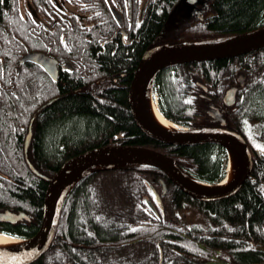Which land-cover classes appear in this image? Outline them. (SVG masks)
<instances>
[{
	"label": "trees",
	"instance_id": "trees-1",
	"mask_svg": "<svg viewBox=\"0 0 264 264\" xmlns=\"http://www.w3.org/2000/svg\"><path fill=\"white\" fill-rule=\"evenodd\" d=\"M165 1L172 5L170 12L178 3L177 0ZM198 3L202 2L194 3L192 9ZM13 6L12 0H0V73L4 75L3 79H13L10 83L0 82L5 87L0 90V154L3 155L0 158V210L3 207L19 208L31 212L35 219L33 222L6 223V228L21 238L32 237L38 230L48 182L28 168L23 144L36 105L56 96L35 116L28 147L30 162L47 176H52L72 156L94 147L115 144L116 135H121L124 145L153 148L174 160L183 173L196 181L214 185L223 179L225 153L221 146L208 143L180 146L153 141L139 130L130 114L127 98L132 73L147 46L160 35L167 22L166 13L157 16L147 13L132 46L121 49L114 56L106 54L103 59L99 56L103 72L100 73L98 68L88 72L97 73L96 79L89 77V82H71L67 89L61 86L60 93V87L55 88L46 75L40 76L32 68L29 76L33 73L40 79L42 85L38 86L41 87L30 85L34 77L29 83L16 80L23 74L24 66H16L19 67L16 73L11 58H20L24 49L17 41L21 37L15 32L14 22L12 25L8 19ZM263 26L264 0H208L199 17L170 33L173 40L169 43L242 35ZM10 42L18 46L20 55L11 53ZM83 49L77 55L83 56L85 62L88 60L84 54L86 47ZM244 56L235 61L240 70L249 76L254 71L252 65L256 66L255 76L262 79L264 51L252 63L247 59L248 55ZM233 61L196 62L159 72L153 85L164 116L189 130L203 128L208 117L205 100L199 96L196 82L206 81L210 92H219L225 71L231 70L229 65L234 67ZM234 73L230 71L229 75ZM104 75L107 79L99 81ZM250 79L257 83L239 102L238 121L230 122L231 128L243 136L252 152V168L236 193L221 200L202 202L165 180L166 192L161 194V204H155L159 208L152 211L144 199L151 186L159 185L161 189L159 181L165 177L157 169L130 165L95 170L82 177L66 195L48 250L53 256L47 264L59 262L58 251L65 254L61 257L62 264H87L86 250L81 260H75L70 250L71 244H88L87 234L93 236L92 244L105 245L95 250L94 255L141 243L149 253L145 264H160V258L161 264H264V153L261 150L264 149V79ZM16 89L18 92H14ZM23 100L33 102L30 107H34L25 112L21 108ZM97 174H114V178H119L123 187H129L134 195L127 199L132 203L124 206L131 204L130 209L99 215V221L92 223L86 219V213L93 203L90 182ZM78 211L84 219L83 226L76 223ZM108 259L93 256L92 261L109 264Z\"/></svg>",
	"mask_w": 264,
	"mask_h": 264
},
{
	"label": "water",
	"instance_id": "water-1",
	"mask_svg": "<svg viewBox=\"0 0 264 264\" xmlns=\"http://www.w3.org/2000/svg\"><path fill=\"white\" fill-rule=\"evenodd\" d=\"M199 1L205 2L208 0H180L169 15L172 18L182 20L183 11H192V5ZM166 24L173 28H177L178 26L175 22L167 21ZM164 39L173 40V36L171 34H160L149 46L148 50L145 51V54L140 59L133 73L128 88V106L134 123L148 138L163 144L193 146L208 143L221 146L225 151L231 148L240 159V174L228 185L229 187L226 186L222 189L199 188L189 184L185 180V176L187 175L177 167L174 160L163 153L145 146L122 145L118 141L114 145L98 146L82 151L63 162L52 176H47L37 170L28 158V147L32 136V124L34 121L32 118L28 123L27 133L24 137L23 153L24 160L30 171L48 182L43 196L42 217L38 230L33 235V238L29 239L31 240V244L27 250L21 256L12 259L0 256V264H32L40 259L52 243L65 196L82 177L95 170L116 169L130 165H146L160 171L168 181L172 182L186 195L206 202L217 198L229 197L241 186L245 175L251 169V154L243 137L238 132L227 129V120L223 118L218 108L211 105L212 107L209 108L206 114L212 118V121L218 123L219 127L197 128L183 130L184 132L182 131V133H170L157 130L150 124L143 113L141 99L147 84L150 82L151 88L155 76L162 70L196 62L235 58L259 49L264 45V26L252 32L245 33L243 37L236 35L197 42L169 43L172 42L171 40L162 43L161 41ZM231 39L235 40L217 43L220 40ZM20 61L21 63L32 62L37 64L44 68L50 77H55L54 72L50 71L52 67H55V61L42 53H27ZM241 80H244L243 73L238 74V83L236 86L226 89L223 98L226 106L235 103L236 92L242 87ZM50 101L52 100L50 99ZM116 138L118 140L120 135ZM115 158L127 159L133 162L114 168H104L96 165L101 161ZM165 191V184L162 183L161 193L164 194ZM152 193L156 201L159 202V195L154 190ZM21 219L27 220L25 213L19 212L17 214L9 212L8 210L0 211V223H14Z\"/></svg>",
	"mask_w": 264,
	"mask_h": 264
},
{
	"label": "flooded vegetation",
	"instance_id": "flooded-vegetation-1",
	"mask_svg": "<svg viewBox=\"0 0 264 264\" xmlns=\"http://www.w3.org/2000/svg\"><path fill=\"white\" fill-rule=\"evenodd\" d=\"M178 1L179 0H177V2ZM12 2L14 3L13 11L12 13L9 12L10 14L8 19H11L12 25L14 22L13 27L15 29V32L21 37V39L18 38L17 41L21 42L19 43L20 47L23 46L24 49V53L20 58H17L18 56H13L11 58L15 60H12L11 63L13 67L24 66L23 74L18 75L16 80L20 81L19 83L25 81L29 83V81L34 77L30 85L41 87L38 85H42V83H38V79L33 75V73L31 76H29L30 73L28 72H30V70L32 69H35L36 73H38L40 76L42 74L46 75V77L55 84V88L60 87L59 91L62 88L61 86L67 89L69 87L68 84L71 85V82H87L90 81L89 77H93L96 79L98 77L97 73L89 74L88 72L90 70L94 71L97 68L99 69L100 73L103 72L102 67L99 63V56L102 59L106 54L114 56L121 49L132 46L133 41L135 40L134 36H136L140 32L147 13H154L156 16L166 13L167 20L169 14L171 13L170 10L172 6L170 5L171 3H166V1L164 2V0H12ZM197 6L198 4H196L194 8H197ZM14 18L18 19V21H15ZM171 40L172 39H164L161 42L165 43ZM8 46V49H13L10 50L12 54H21L18 46L15 47V44H13L12 42H10ZM83 47H86V51L84 54L88 59L85 62H83V56L79 58L77 55L78 52H82V50H84ZM262 51H264V48L247 54V59L249 60V62H254V59H256ZM27 53H42L45 56L53 59L55 61V67H52L50 71L54 72L55 77H50L45 72V69L37 64H34L32 62L21 63L20 59ZM239 57L233 58L232 60H234V67H231V65H229L228 68L231 70L225 71V83L222 85V88H220L219 92H210V85H208L206 81H204V83L196 82L200 92L199 96L205 100V112H207L209 108L212 107L211 105L217 107L222 113L223 118L227 120V129L231 128L230 122L236 123L239 119L238 105L241 99L246 96L244 94L248 91L249 88L253 89L255 83H257L256 80L250 79L251 77H255L256 74V66H253L251 64L254 70L251 71V75L249 74V76H247V74L243 70H241L244 74V80H241L242 87H240L236 92L235 103L233 105H230L231 107H227L224 104L223 98L226 89L232 86H236L238 83L237 77L240 68L239 65L235 63V61ZM230 71L235 72L234 75H229ZM15 72H19V67L15 68ZM3 77L4 75L0 73V82L4 81L10 83L13 81L12 78L3 79ZM105 79H107V77L104 75L99 79V81H104ZM109 79L115 81L114 78L110 77ZM4 88L5 87L0 84V90L2 91ZM14 92H18V90L16 89ZM60 93H62V91H60ZM216 98H218L217 101H215ZM29 100L22 101L21 108L23 110H25L29 104H33V102H30ZM207 117V122L203 125V127H219V124L212 121L211 117H209L208 115ZM120 139H122V136L120 137ZM119 142L124 145L123 141L119 140ZM262 152L264 153V149H262ZM2 157L3 155L0 154V158ZM165 180V178L160 179V190H162V183H164L166 186ZM154 189L156 188L154 187ZM160 190L158 189L157 192L160 193ZM150 193L152 192L149 188V198ZM152 197L154 198L153 193ZM145 199L144 202L146 201V205L150 208V210L155 211L157 206L153 205L154 207H150V205H148L147 203L152 202V200ZM161 200L162 199H160V203ZM93 206L94 204L91 203L90 209L93 210ZM5 208L7 207H3L2 210H4ZM10 208L12 209V212L17 214L19 212L26 213L19 208ZM90 212L93 213V211L91 210ZM26 214L29 217L27 220L21 219L14 223H0V233L15 237H21V235H18L6 228L4 224H15L22 221L33 222V220L35 219V215H33L31 212H27ZM88 217L92 216L88 215ZM88 217L86 219H88ZM87 241L88 244H92L93 236L87 234L86 243ZM88 244H71L70 250L72 253V257L75 258V260H81V255L83 251L86 250L88 252V254L86 255V263L94 264L92 261L93 252L100 248V246L105 245ZM118 246L121 245L118 244ZM61 252L63 251H58L57 260L59 258V262L57 264L63 263L61 257H63V255L65 256V254H62ZM49 256L50 253L47 251L43 257L32 264H47L44 258L48 260Z\"/></svg>",
	"mask_w": 264,
	"mask_h": 264
},
{
	"label": "bare ground",
	"instance_id": "bare-ground-1",
	"mask_svg": "<svg viewBox=\"0 0 264 264\" xmlns=\"http://www.w3.org/2000/svg\"><path fill=\"white\" fill-rule=\"evenodd\" d=\"M179 1H178V3H179ZM204 3L208 4V1H205V2H202V3H198L197 8L193 7L192 11L184 10L183 11V19L182 20H180L178 18H172L169 15V17L167 18V21L175 22V23L178 24V26H177V28H173V27H170L168 24H166V26L161 29L160 34H170L171 32L175 31L176 29H179L181 24L184 25L187 22H189L190 20L199 17L201 15L202 11H203ZM237 36H242L243 37L244 34L237 35ZM229 41L230 40H220V41H217V43L229 42ZM148 48L149 47H147L146 50H148ZM260 48L261 49L264 48V45H262ZM11 49L12 48H9V50H11ZM259 49H257V50H259ZM257 50H255V51H257ZM145 51L140 56V58L138 60V63H139L140 59H142L143 55L145 54ZM255 51H252V52H249V53H246V54H243V55H247V54L253 53ZM243 55H241V56H243ZM228 59H233V58H228ZM12 60H14V59H12ZM11 63H12V61H11ZM136 67H137V65H136ZM168 69H170V68H168ZM87 82H89V81H87ZM129 85H130V83H129ZM150 85H151V83L149 82L147 84V86L145 87L144 91H143L142 99H141L142 110H143V113L146 116L147 120L157 130L164 131V132H170V133H182L183 130L181 128H179V126L177 127L176 124H174L173 122H171L170 120L165 118V116L161 112V109L157 107L155 98H154V96H153V94L151 92ZM128 88H129V86H128ZM53 98H51L52 101H53ZM55 99H56V97H55ZM127 99L129 101V89H128V98ZM46 101L47 102H45L42 105L40 103L36 105V108H35V110L33 112V115L31 117V119L35 118L37 113L43 108L44 105H48L49 104L48 101H50V99H48ZM52 101H50V103ZM33 105H34V103H33ZM33 107H30V104H29L26 107L25 112H28V110L30 111V109H32ZM227 107H231V106H227ZM29 121H30V119H29ZM245 144L247 145V147H249L248 143L246 142V140H245ZM226 154H227V166L225 165L224 177L215 186H209V185H206V184L199 183V182L195 181L190 176H188L187 174L184 173L185 175H187V176H185V180L189 184H192V185L197 186L199 188H205V189H222V188H224L226 186L229 187L228 185H230L235 180V178L238 176V174H240L241 162H240V159H239L238 155L231 148L227 149V153ZM130 162H133V161H130V160H127V159L115 158V159H107V160L101 161V162L97 163L96 165L97 166H102L104 168H114V167L122 166L124 164H129ZM249 172H250V170H249ZM249 172H248V174H249ZM248 174L245 175L244 180L246 179ZM237 190L234 193H236ZM189 197H191V196H189ZM191 198L194 199L193 197H191ZM221 199H224V198H217V199H214V200H211V201H217V200H221ZM194 200H197V199H194ZM198 201H201V200H198ZM211 201H208V202H211ZM202 202H206V201H202ZM4 210H8L9 212H12L11 209H9V208H5ZM25 215L27 216V219H28L29 218L28 215L27 214H25ZM59 215H60V213H59ZM32 238H33V236L23 239V238H19V237H15V236H9V235H5V234L0 233V256L3 257V258H9V259L21 256L27 250V248L30 246L31 240H29V239H32Z\"/></svg>",
	"mask_w": 264,
	"mask_h": 264
},
{
	"label": "rangeland",
	"instance_id": "rangeland-1",
	"mask_svg": "<svg viewBox=\"0 0 264 264\" xmlns=\"http://www.w3.org/2000/svg\"><path fill=\"white\" fill-rule=\"evenodd\" d=\"M235 39H231L230 41H233ZM92 62V60H91ZM239 73H243V71L239 70ZM255 78L261 79V76L257 75ZM262 79H264V74ZM261 79V80H262ZM40 82V79L38 80V83ZM225 83V79H223L222 84ZM177 90V85H175ZM154 91L155 88L153 87ZM156 95V99H158L157 93L154 92ZM259 103H262L261 101ZM264 112V109L262 110ZM118 136V135H117ZM122 139H118V141ZM90 173V172H89ZM157 190L159 189V185L154 186ZM90 192L92 194V201L94 203L93 206V213L90 212L86 215H90L92 217H88L89 220L98 222L99 215H107L111 214L116 210H128L130 209V206L124 207L126 204L132 203L130 200L127 199L133 198L134 191L128 188H124L121 180L119 178H114V174H97L94 176L93 180L90 182ZM133 207V206H132ZM190 218V217H189ZM83 218L82 214L80 216V213L78 211V218L76 219V223H78L79 226H83ZM147 248V247H146ZM99 255V256H98ZM94 255V252L92 256L94 258L106 256L109 257L108 259L109 264H145L149 253L146 252L145 246H143L141 243L137 242L128 246H123L120 248L115 249L111 253L107 252H101L99 254ZM52 254L50 253V256L48 258V261L51 260ZM44 260L47 262V260L44 258ZM159 263L161 264V258L159 259ZM108 264V263H106Z\"/></svg>",
	"mask_w": 264,
	"mask_h": 264
}]
</instances>
